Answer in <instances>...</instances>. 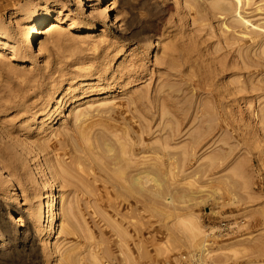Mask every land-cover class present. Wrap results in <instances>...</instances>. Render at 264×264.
I'll return each mask as SVG.
<instances>
[{
    "label": "rangeland",
    "instance_id": "1",
    "mask_svg": "<svg viewBox=\"0 0 264 264\" xmlns=\"http://www.w3.org/2000/svg\"><path fill=\"white\" fill-rule=\"evenodd\" d=\"M229 1L0 0V264H264V0Z\"/></svg>",
    "mask_w": 264,
    "mask_h": 264
},
{
    "label": "bare ground",
    "instance_id": "2",
    "mask_svg": "<svg viewBox=\"0 0 264 264\" xmlns=\"http://www.w3.org/2000/svg\"><path fill=\"white\" fill-rule=\"evenodd\" d=\"M242 1L243 0H231V1H229L226 5L225 4H219V5H217L215 8H217V10H219V11H221L222 13H225L226 15H232L233 14V12L235 11V8H236V6H240L241 4H242ZM47 21H48V19H43V20H40L37 24H36V26L34 27V29L29 33V35L27 36V40H26V44L27 43H30V44H32V41H33V39L36 37V36H38L39 34H41L42 33V31H41V27L45 24V23H47ZM51 26H50V29H54V28H56L57 27V25H55V24H50ZM110 25H112V23H110ZM231 26L232 27H234V25L231 23ZM31 47H32V45H31ZM97 124H89V125H87L85 128H83L81 131H80V135H82V142H84V141H86V137H87V130L88 129H91V128H93L94 126H96ZM95 139H97L96 141H95V139H94V141L93 142H91V144L90 145H86L85 147H87L86 149H87V152L88 151H91V153L93 152V149H94V145H95V143L97 142V143H105L108 139H107V137H105L104 135H97L96 137H94ZM88 141V140H87ZM102 141V142H101ZM107 147V146H106ZM107 151H111V149L109 148V147H107ZM126 170H128V166L126 165L124 168H123V170H120V175L121 176H123L122 178H125V175H126ZM148 173V172H147ZM0 174H1V169H0ZM147 175H149V174H146L144 177H148ZM144 177H138V176H136V177H134L133 178V183L135 184V185H139V184H141L142 183V180H143V178ZM149 180H151V181H153L155 184H158L159 185V180L155 177H153V178H149ZM58 200H59V198H58V195L57 194H53L52 195V198L49 200V202L47 203L48 205V207H51V208H53V210H56V208H57V202H58ZM53 223L55 224V220H56V216L55 215H53Z\"/></svg>",
    "mask_w": 264,
    "mask_h": 264
}]
</instances>
